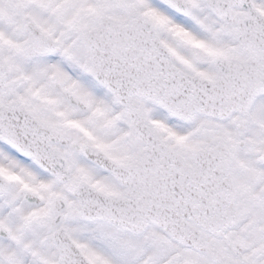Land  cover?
Here are the masks:
<instances>
[{"label": "snow or ice", "instance_id": "1", "mask_svg": "<svg viewBox=\"0 0 264 264\" xmlns=\"http://www.w3.org/2000/svg\"><path fill=\"white\" fill-rule=\"evenodd\" d=\"M0 264H264V0H0Z\"/></svg>", "mask_w": 264, "mask_h": 264}]
</instances>
